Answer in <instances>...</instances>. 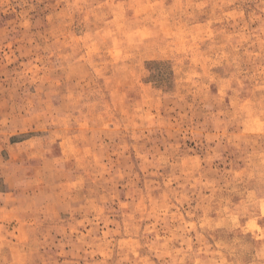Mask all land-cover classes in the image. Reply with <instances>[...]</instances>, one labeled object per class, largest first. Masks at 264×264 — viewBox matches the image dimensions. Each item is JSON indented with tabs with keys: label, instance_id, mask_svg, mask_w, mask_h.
<instances>
[{
	"label": "rangeland",
	"instance_id": "374dc122",
	"mask_svg": "<svg viewBox=\"0 0 264 264\" xmlns=\"http://www.w3.org/2000/svg\"><path fill=\"white\" fill-rule=\"evenodd\" d=\"M0 264H264V0H0Z\"/></svg>",
	"mask_w": 264,
	"mask_h": 264
}]
</instances>
